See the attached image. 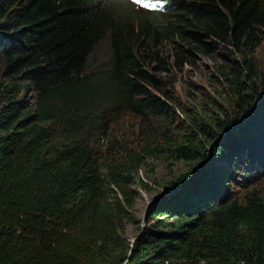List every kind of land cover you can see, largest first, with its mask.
Returning <instances> with one entry per match:
<instances>
[{
  "label": "trees",
  "instance_id": "trees-1",
  "mask_svg": "<svg viewBox=\"0 0 264 264\" xmlns=\"http://www.w3.org/2000/svg\"><path fill=\"white\" fill-rule=\"evenodd\" d=\"M263 44L264 0H0V264H264ZM212 54L229 115L176 96ZM151 162L189 166L131 247Z\"/></svg>",
  "mask_w": 264,
  "mask_h": 264
},
{
  "label": "rangeland",
  "instance_id": "rangeland-1",
  "mask_svg": "<svg viewBox=\"0 0 264 264\" xmlns=\"http://www.w3.org/2000/svg\"><path fill=\"white\" fill-rule=\"evenodd\" d=\"M133 5L136 6L134 3ZM103 46L102 44L99 45V52ZM255 60L263 70L262 75H264V44L257 49ZM218 63L219 58L215 54L200 57L194 68L186 67L182 73L178 74V81L175 87L176 96L185 108L196 110L199 108L200 103L208 104L214 100L229 115L228 113H230L233 107L229 105L230 102L227 100L220 99L222 87L217 80L215 72V66ZM197 88H199V91H197ZM190 95L194 96L196 101H193L194 99L192 100ZM262 100H264V92L259 95L254 108L260 105ZM32 101V97L27 94V102L32 103ZM211 110L215 112L213 108ZM215 113H218V111ZM219 119L226 121L225 114L220 115ZM248 119L249 115H245V120ZM150 165L153 167L141 169L136 176V182L139 180L145 182L150 186V190L144 191L138 185L133 187L138 195L132 213L139 223L126 224L123 235L129 243L131 242V246L139 238L142 229L145 231L146 227L153 223V221H147L149 213L164 201L170 200L171 193H168L165 184L170 182L173 177L184 173L189 166L184 162H174L168 167L159 162H151Z\"/></svg>",
  "mask_w": 264,
  "mask_h": 264
},
{
  "label": "clouds",
  "instance_id": "clouds-1",
  "mask_svg": "<svg viewBox=\"0 0 264 264\" xmlns=\"http://www.w3.org/2000/svg\"><path fill=\"white\" fill-rule=\"evenodd\" d=\"M133 3L146 13L165 15L169 12L171 0H133Z\"/></svg>",
  "mask_w": 264,
  "mask_h": 264
},
{
  "label": "water",
  "instance_id": "water-1",
  "mask_svg": "<svg viewBox=\"0 0 264 264\" xmlns=\"http://www.w3.org/2000/svg\"><path fill=\"white\" fill-rule=\"evenodd\" d=\"M157 203V202H156ZM143 232H144V230L142 229V232H141V234L139 235V237L143 234ZM134 243V242H133ZM132 247V246H131Z\"/></svg>",
  "mask_w": 264,
  "mask_h": 264
},
{
  "label": "bare ground",
  "instance_id": "bare-ground-1",
  "mask_svg": "<svg viewBox=\"0 0 264 264\" xmlns=\"http://www.w3.org/2000/svg\"><path fill=\"white\" fill-rule=\"evenodd\" d=\"M127 3H129V2H127ZM117 10V9H116ZM166 18V17H165Z\"/></svg>",
  "mask_w": 264,
  "mask_h": 264
}]
</instances>
